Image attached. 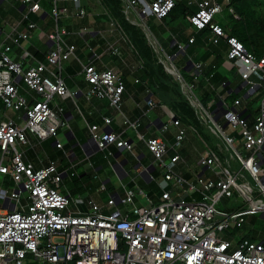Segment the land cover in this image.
<instances>
[{
	"label": "built area",
	"instance_id": "built-area-1",
	"mask_svg": "<svg viewBox=\"0 0 264 264\" xmlns=\"http://www.w3.org/2000/svg\"><path fill=\"white\" fill-rule=\"evenodd\" d=\"M42 1L21 0L23 20L29 22V30L37 27L30 17L41 14ZM62 1L71 2L74 11L70 13L67 7L60 6ZM120 1L126 20L134 26L141 23L149 32L147 17L162 20L182 0ZM186 1L189 6L197 7L196 12L188 15L191 26L196 31L209 28L210 42L215 46L225 42L227 58L245 81L247 96L261 92V105L253 111L239 98L213 112L195 95V85L187 83L175 68L200 124L215 141V147L200 138L204 146L199 161L203 173L189 180L177 169L182 162L178 151L187 135L179 119L171 120L178 129L171 148L175 153L171 156L164 139H145L138 134L153 156L155 168H159L162 202L155 205L148 199L149 204L135 206L137 194L126 190L121 203L124 207L133 206L130 213L116 208L106 214L104 207L90 197L73 199L60 193L58 188L67 173H61L54 161L37 169L25 157L29 134L40 142L54 139L56 148L64 150L58 138L68 123L61 117L62 109L57 111L52 107V101L56 96L75 99L79 94L70 92L63 77V64L75 56L77 47L65 41L69 32L66 28L59 29L58 22L63 15L84 18L87 12L82 0H52L51 14L57 31L48 35V44L53 46L37 64L26 66L11 56L15 48H20L24 57H31L26 48L29 32L14 38L9 36L0 43V98L5 109L23 113L19 122L0 121V179L8 176L15 185L10 196L0 188V264H264V242L242 239L235 243L221 236L241 229L250 215L264 217V55L258 57L249 51L238 38L228 36L216 21L225 9L240 19L231 0H225V5L219 0ZM106 13L111 26L124 34L117 19ZM190 43H194V38ZM108 52L120 54L114 45L109 46ZM192 68L197 80L202 67L195 64ZM84 74L89 85L86 98L108 100L120 112L126 87L117 72L100 71L89 64L84 66ZM19 80L35 94L32 100L22 94ZM149 105L155 107L152 101ZM112 121L104 118L107 127ZM128 125L136 129L135 124ZM228 127L242 132L241 148L235 145L238 137L226 132ZM163 131H167L166 126ZM192 131L198 134L197 130ZM90 133L94 151L105 152L107 157L114 156L112 145L120 150L130 147L127 140L113 131L102 132L97 125L90 127ZM65 155L71 157L68 151ZM145 172L149 180H156L154 173L148 169ZM205 172H210V176ZM101 191H106L105 185ZM139 194L144 195L142 191ZM235 195L245 200L247 209L231 212L218 209L223 199ZM72 201L88 205L89 210L71 212ZM118 204L116 197L107 202L113 208Z\"/></svg>",
	"mask_w": 264,
	"mask_h": 264
},
{
	"label": "crops",
	"instance_id": "crops-1",
	"mask_svg": "<svg viewBox=\"0 0 264 264\" xmlns=\"http://www.w3.org/2000/svg\"><path fill=\"white\" fill-rule=\"evenodd\" d=\"M219 2L222 3L225 2V0H220ZM41 5V14H35L30 17L32 22L37 24V27L33 30H29V22L23 20L24 6L21 0H2L0 3V43L5 42L9 36L14 38L24 32L30 33L29 44L26 48L31 57H24V51L20 48H15L11 54L13 60L23 62L26 66L27 64L35 65L38 61L44 60V54L53 46L51 43L48 44L47 37L57 31L55 20L51 14L53 7L52 0H43ZM82 5L87 12L84 18L63 15L61 16V18H64L63 22L61 18L58 22L59 29L66 28L69 32V35L64 37L65 41L77 47L75 56L63 64V77L70 92L79 93L75 99H64L56 96L52 101V107L57 111L62 109L61 117L68 123V126L60 132V134H65L68 142L71 144L70 150H67L65 146L63 150L64 152L68 151L71 155V164L69 168L63 172L67 173L64 179L70 175L69 172L72 169L77 170L78 168H83V172L79 176L74 172L71 173L72 177H78L79 179L81 185L77 191L78 194H80L79 196L92 198L99 206L104 207V212L106 214L111 213L116 208L124 210V212L129 211L130 213L133 210V206L124 207L121 203V200L125 198L126 190H132L137 194L135 206H143L144 202L149 204L148 199L154 204L152 200L154 194L151 189L152 182L154 181L149 180L145 172V169L154 166V159L148 152L145 143L139 139L138 134L144 136L145 139H164L170 149V156L173 155L175 151L171 148L174 145L178 129L171 123V120L175 118L176 114L172 108L161 102L157 82L146 77L145 71L148 70L144 60L139 55L120 22L117 20L124 34H126L128 42L120 30L111 26L110 18L106 13L107 11L109 12V10L105 8L103 0H82ZM60 6L67 7L70 13L74 11L71 2L62 1L60 2ZM165 27H167L166 32L158 35L152 32L148 26L149 33L155 41V46H158L161 54L169 61L174 55L175 57L173 60L178 56L176 54L171 55L172 48L174 46L179 48L178 54L184 55L185 57L184 63H182L184 70L193 78L192 81H185L189 84H194L195 89L198 87L196 81H201V88L203 91L208 95H214L215 98L210 103V106L212 105V107H210L211 111H217V108L221 107L224 103L231 105L232 103L229 102V96L232 93L240 94L239 98L244 100L243 105L252 109L253 104L248 105V102L250 103L258 92L250 98L247 96L245 81L242 80L233 62L227 58L228 46L225 42L221 43L219 46L209 45L205 49L199 48L198 50H194V43L191 44L190 39H196L197 32L189 23L188 16L172 22L167 26L165 25ZM10 42L11 39L8 40V43ZM148 43L155 51V46L153 47L149 41ZM111 45L119 48V55L108 52V48ZM181 47H183V50ZM188 48H193L192 55L187 53ZM202 54L205 57L203 60L200 58ZM216 56H220L221 60L217 61L215 59ZM193 58L196 60H193ZM173 60L172 63L174 64ZM189 62H192V66L189 70H186ZM89 64L94 65L100 71L106 69L114 70L124 81L126 90L120 112L111 107L108 100H101L98 98L87 99L85 93L89 89V85L85 77L81 82L75 81L74 75L80 74L85 76L84 66ZM195 64H200L202 67V74L197 80H195L196 74L192 68ZM175 68L181 76H183L181 70L176 66ZM64 70L68 72L66 77L64 76ZM173 79L175 80L174 77ZM18 84L20 85L22 94L32 100L35 94H33L22 81L19 80ZM181 90L185 95L182 87ZM185 97L188 100L186 95ZM206 97L208 96L206 95ZM149 101H152L155 107H151ZM219 104H221V106ZM22 114V112L5 109L0 98V121L12 119L19 122ZM104 118H111L113 120L110 127H107ZM179 120L183 128L187 130V135L183 147L178 151L182 157V162L178 165L177 169L185 178L193 180L198 174L203 173L201 172L199 161L204 154V150L203 152H199L195 149L194 151L198 154H196V159L193 157L191 152L194 151L189 147L191 144L189 137L192 138L194 135L199 136V133L197 134L192 131L197 130L196 127L185 123L181 118ZM126 122H128V124H135L136 129ZM96 125L102 132L113 131L130 143V147L123 150H120L116 145L110 147L115 160H108L109 169H106V165L100 163L98 160L92 161V157L95 156L96 153L102 152L94 151L95 144L92 142L90 136V127ZM164 126L167 127L166 132L163 131ZM200 127L208 132L202 125H200ZM28 137L30 145L24 148V151H26L25 157L27 162L33 163L34 165L36 163L30 159L28 150L36 145L42 146L50 140L53 141L52 146L56 148V140L54 139L40 142L31 134H29ZM34 140L38 143L36 142L37 144H33L32 142H34ZM188 141L189 143L186 146ZM76 147L82 149L85 155L84 160H78V156L73 151ZM56 149L61 150L58 148ZM144 149L153 159L149 165H145L142 162L143 158L146 157ZM119 153H121V155L116 158ZM122 155H124L125 158L121 159L120 157ZM193 158L195 159V165H192L191 162ZM8 163L9 162H7V164ZM49 164L41 162L37 169ZM129 164H131V168L128 167ZM156 172H158V170L155 168L152 173H154L157 179ZM205 173L210 176V172ZM3 178H5V181L8 180V178L10 179L8 176H3ZM160 180L161 177L157 179L158 187ZM103 185L106 186V191H101ZM139 191H142L144 195L141 196ZM161 196L162 193L160 190L159 202L157 205L162 202ZM111 197H116L118 199L119 204L114 208L107 206V202ZM242 239L249 240L251 238L246 236L240 240ZM252 240L255 241L254 239Z\"/></svg>",
	"mask_w": 264,
	"mask_h": 264
},
{
	"label": "trees",
	"instance_id": "trees-1",
	"mask_svg": "<svg viewBox=\"0 0 264 264\" xmlns=\"http://www.w3.org/2000/svg\"><path fill=\"white\" fill-rule=\"evenodd\" d=\"M220 1V0H219ZM105 8L120 22L122 28L129 36L141 58L144 60L146 68V77L157 82L159 97L162 103L172 108L175 112L176 119H183L185 123L201 125L194 109L189 104L185 95L182 93L179 83H177L171 75L165 70L163 64L159 62V58L153 48L149 45L145 34L140 28L130 24L122 12V3L120 0H103ZM231 6L236 14L240 17L235 19L227 9L216 19L219 24L225 28L228 36L238 38L245 47L255 53L258 57L264 55V0H231ZM197 11L196 6H189L186 0L177 3L168 17L162 19V23L166 26L179 19L186 18L188 15ZM226 15H223V14ZM194 39V50L199 48L205 49L209 45L212 36L209 28L202 31H196ZM214 46V45H213ZM179 48L174 46L171 55L178 52ZM193 48H188L187 53L192 55ZM206 53V52H205ZM203 60L205 57H200ZM198 59V58H197ZM217 61H220V56H216ZM193 60H196L193 58ZM183 75V74H182ZM185 80L192 81L190 76ZM240 94L232 93L229 96L231 103L239 99ZM248 105L250 103L248 102ZM243 116L247 117V114ZM195 127V126H194ZM253 241L252 239H249Z\"/></svg>",
	"mask_w": 264,
	"mask_h": 264
},
{
	"label": "rangeland",
	"instance_id": "rangeland-1",
	"mask_svg": "<svg viewBox=\"0 0 264 264\" xmlns=\"http://www.w3.org/2000/svg\"><path fill=\"white\" fill-rule=\"evenodd\" d=\"M91 2V1H90ZM223 5H225V2H222ZM223 15H226L225 13ZM64 18H61V21L63 22ZM145 22L147 23V25L149 26L150 30L152 32H155L156 34L160 35L162 33L166 32L167 27H165V25L158 20L157 18L150 16L147 17ZM128 36V35H127ZM129 37V36H128ZM176 55H178L174 60V65L181 70V73L185 76V77H189V74L187 73V71L184 70L183 64L184 63V55H179L178 52L176 53ZM65 68V67H64ZM68 74V72L66 70H64V76L66 77ZM85 76H82L80 74H75L74 75V79L77 82H81L84 80ZM189 81V80H188ZM198 87L195 89V94L196 96L199 98V100L203 103V105H205L206 108L212 107V105L210 106V103L214 100V95H208L206 94L202 87V82L201 81H196ZM206 95L208 97H206ZM261 92L257 93L256 96H254L252 98V101L250 102V104L252 105V109L256 110L260 107L261 105ZM199 133V136L194 135V137L190 138L189 137V141L191 142L190 146L191 149L194 151L195 149H197L199 152H203L204 150V146L203 143L201 141L200 138H203L204 140H206L211 147H215V141L208 135V132H206V130H204L203 128H201L199 125H194ZM226 132L232 136H237L238 140L236 141V147L237 148H241L242 143H241V136H242V132H239L238 130H234L231 127H228L226 129ZM34 137V136H33ZM59 140L61 141V143L66 147L67 150H70V146L71 144L68 142L66 136L64 133H61L59 135ZM189 141L187 142L186 146L188 145ZM37 141L34 140V142H32L33 144H37ZM53 141L50 140L46 143H44L42 146L41 145H36L34 147H32L29 151V157L30 159H32V161H34L35 167L37 168L38 165L43 162L46 164H49L50 162L54 161L57 163L58 168L60 170L61 173L65 172L68 168L69 165L71 164V160L70 158H68L65 155V152L62 150H57L56 148H54L52 146ZM74 153L78 156V160H84L85 155L82 151V149L80 147H76L73 149ZM191 152V154L193 155V157L196 159L198 154L197 152L195 153ZM144 153L146 154V157L143 158L142 162L145 165H149L152 162V158L151 155L144 149ZM107 154L105 152H98L95 154V156H93L92 161L98 160L100 163L105 164L106 165V169H109V162L108 160H115V158L113 157H108L106 156ZM125 158L124 155H122L120 157ZM192 159V165H195L196 163H194L195 159ZM129 168H131V164L128 165ZM74 172L77 174V176H79L80 174H82L83 172V168H78L77 170H71L69 172V176L67 178H65L62 183L60 188H58L59 192L62 194H66V195H70L73 199H76L79 197L80 194H78V188L81 187L80 183H79V179L78 177H72L71 173ZM156 177L157 179L160 178L159 176V168H158V172H156ZM154 181L152 182V192L154 194L153 197V202L154 204H158L159 202V193H160V188L158 187V181ZM0 188L3 190L8 191L9 196L11 195L12 191L15 189V185L14 183L8 178V180L5 181V178H1L0 179ZM24 199V196H23ZM2 203V201H0V204ZM144 205H147V202L143 203ZM248 204L245 202V200L240 197L235 195L233 198L231 199H223V202H220L218 205V209L220 211L223 212H227V211H231V210H239V209H247ZM69 210L71 212H87L89 210L88 205L86 204H76L75 201H72V204L69 207ZM224 239H228V240H233L235 243L238 242L241 238L248 236V238L254 239L257 242H264V217L262 214H254V215H250L248 217H246V222L244 224V226L239 229V230H232V231H227L225 233H223L221 235Z\"/></svg>",
	"mask_w": 264,
	"mask_h": 264
},
{
	"label": "water",
	"instance_id": "water-1",
	"mask_svg": "<svg viewBox=\"0 0 264 264\" xmlns=\"http://www.w3.org/2000/svg\"><path fill=\"white\" fill-rule=\"evenodd\" d=\"M1 2H2V0H0V3H1ZM141 2H143V0H141ZM135 26H137L138 28L141 29V31L145 34V36H146V38L148 39V41H149V42L153 45V47H154V46H155V41H154L153 38L151 37L150 33H149L147 30L143 29L142 24H141V23H136ZM154 48H155L156 53H157L158 56H159V62H160L161 64H163L165 70H166L169 74H171V75L175 78V80L180 84V86H181L182 89H183V92L185 93V95H186L187 98H188V92H187V90H186L184 84L180 82L179 74H178L177 71L175 70V68H174V64L172 63V60H173V58L175 57V55H174V57H173L172 59H170V61H169V60L165 59L164 56L161 54V51H160V49L158 48V46H155ZM191 66H192V62H189L188 67L186 68V70H189V69L191 68ZM219 105L221 106V104H219ZM226 112H227V111L224 110V113H226ZM217 118H219V116H217ZM217 118H216V119H217ZM120 155H121V153H119V154L116 156V158L119 157ZM154 169H155V167H154V166H151L148 170H149L150 173H152V172L154 171Z\"/></svg>",
	"mask_w": 264,
	"mask_h": 264
},
{
	"label": "bare ground",
	"instance_id": "bare-ground-1",
	"mask_svg": "<svg viewBox=\"0 0 264 264\" xmlns=\"http://www.w3.org/2000/svg\"><path fill=\"white\" fill-rule=\"evenodd\" d=\"M175 68V67H174Z\"/></svg>",
	"mask_w": 264,
	"mask_h": 264
}]
</instances>
